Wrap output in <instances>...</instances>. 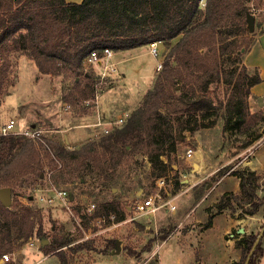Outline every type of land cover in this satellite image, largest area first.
Segmentation results:
<instances>
[{"label":"rangeland","instance_id":"obj_1","mask_svg":"<svg viewBox=\"0 0 264 264\" xmlns=\"http://www.w3.org/2000/svg\"><path fill=\"white\" fill-rule=\"evenodd\" d=\"M257 2L251 0L247 4L253 7ZM258 3V9H252L255 17L253 32L250 33L246 26L247 32L237 36L240 46H245L248 39L252 40L250 49L247 52L241 50L239 52L243 54L241 61L237 65L234 64L240 76L245 73L252 76L258 72L256 65L248 61L251 48L264 34V0ZM235 23H237L236 19ZM232 28L238 31L236 24ZM176 41L177 39H174L169 44L160 46L163 64L158 71L155 70L157 58L147 53L148 46L113 52L115 55L110 61H120L117 63V69L125 71V78L117 79L114 81L116 83L110 85H102V92L107 93L103 94L100 105L109 101L112 102V106L116 103L117 107L111 113L125 111L127 120L128 116L141 106L144 96L152 89L156 78L162 73L167 55ZM168 65L170 69L177 65L174 57L168 61ZM97 73L95 66L81 67L78 73L64 70L59 75H43L24 53H12L7 61L0 58V129L9 120H13L16 129L36 127L51 131L45 135L53 153L61 163V167L57 168L50 155L34 143L30 167L26 170L16 169L14 172L11 188L12 203L9 208H4L0 204V239L4 240L3 245L10 244L9 250L3 254L8 256V261L0 260V263L59 264V258L65 257L70 264H86L93 253L99 254L107 249L115 252L116 248L112 246L113 240L105 239L106 234L110 232L107 228L113 225L107 221L104 227H93L89 230L94 217L114 214L116 218L123 217L121 221L115 220L114 224L120 223L123 226L121 231L120 229L111 231L114 240L119 239L123 243V251L118 258L123 261L125 259L123 257L131 256L140 260L136 264H145L143 262L149 252L167 237L183 219L185 212L193 207L197 199L222 176L225 174L232 176L230 173L234 169H254L249 159L252 158L257 142H264V103L251 101L250 93L246 101L247 114L242 123L235 122L234 119L227 122L226 109L234 108V102L229 104L232 98L231 88L223 83L212 84L208 89L207 96L215 108L209 112V117L201 120L205 127H195L197 124L191 121L193 127L190 129L194 130L182 131L183 127H180L176 121L173 122L172 138L164 144V148L169 149L174 143L175 150L166 151L164 156H161L168 160L169 167L161 177L164 185L160 190L156 186L159 179L158 170L153 168L141 149L137 148L132 153H125L121 148H112L109 151L99 148L96 154L86 149L71 156L60 152L55 144L68 151L78 150L88 142L98 141L116 129L112 120L111 127H75L69 132H60L65 126L82 122L79 119L91 115L94 107L86 105L85 101L94 93V85L98 81ZM165 85L168 91L172 92L173 97L180 95L178 90L182 86L181 83L175 86L168 80ZM239 90L242 94L244 87H240ZM172 103L171 101L169 105L162 106L164 112L171 109ZM61 112L70 113L67 115L69 119L63 121L62 116H59ZM174 117L175 115H172V118ZM105 129L109 130L108 134L104 132ZM76 133L85 134L83 137L85 141L73 148L66 143V136H73ZM15 139L18 141V146L28 142L19 137ZM189 149L197 153L199 169H194L195 158L184 157ZM263 152L264 146H261L254 157V162L264 175ZM258 171L256 170V173ZM40 173L43 178L38 179L37 175ZM263 175L258 173L256 190L258 197L264 193ZM234 184L233 178L227 177L213 193L198 203L189 219L204 218V211L213 215L236 216L242 224L249 223L254 233L258 232L264 223V206L259 208L258 213L251 215L254 219L248 222L246 216L250 215L245 214L244 211L249 206L241 205L243 198L236 200L227 196L238 195L240 190L238 193L229 191L221 195L226 190L234 189ZM52 190H62L73 197L70 202L71 212L58 199L47 203L46 199L53 194ZM156 192L160 194V203L173 202L177 209L174 212H166L163 206L154 215H139L134 212L132 207L135 202ZM91 203L95 205L94 213L88 216L84 209ZM221 207H225L222 213L219 211ZM204 219L208 224V217ZM227 219L225 216L218 217L213 229L203 235L204 240L201 236L200 243H197L196 235L188 238V246L195 248V252L192 255H183L184 264L230 263L232 247L225 243L226 236L222 234ZM156 223L157 233L153 230ZM148 226L149 230L145 232L144 229ZM31 233L32 237L26 239V235ZM180 233L181 230L174 232L164 240L161 247L157 248L162 257V264H172L167 252L171 251L174 242H179ZM231 233L234 237L237 236L235 229H232ZM227 238L230 239V236L228 235ZM42 240L47 241V244L60 240L68 243L61 249L48 252L41 245ZM30 241L35 243L31 245ZM198 245L200 249L197 251ZM235 245L239 247L237 242ZM241 252L240 247V257ZM146 264H154V262L149 260Z\"/></svg>","mask_w":264,"mask_h":264},{"label":"trees","instance_id":"obj_2","mask_svg":"<svg viewBox=\"0 0 264 264\" xmlns=\"http://www.w3.org/2000/svg\"><path fill=\"white\" fill-rule=\"evenodd\" d=\"M250 1L0 0V58L7 61L12 53L21 52L35 63L38 72L43 75H59L64 70L78 73L83 67V60L92 51L100 52L108 48L117 53L156 42L169 44L177 39L167 55L162 73L144 96L141 106L128 116L122 127H116L108 135L88 142L78 150L68 151L58 144L54 145L70 156L86 149L96 154L99 148L108 151L121 148L125 153H132L138 148L144 151L150 164L158 170L157 177L161 178L169 162L167 160L164 164L160 157L166 151L175 150L174 143L169 149L164 148V144L172 138L173 122L183 127L182 131L194 130L190 129L193 127L191 121L197 124L195 127H205L201 120L209 117V112L215 108L207 96L210 85L223 83L231 88L230 96L235 101L232 98L229 100V104L234 102V108L226 109L227 122L234 119L242 123L245 118L251 88L261 82L258 72L252 76L247 73L240 76L234 67L241 61L243 54L239 52H247L252 45V40L248 39L245 46H240L237 37L247 32L246 16L252 14V9H258V2L262 0H257L253 7L247 4ZM235 24L238 31L232 28ZM173 57L177 65L170 69L168 61ZM168 80L175 86L182 84L177 97L168 91L165 85ZM240 87H244L242 94ZM171 101V109L164 112L162 106L169 105ZM172 115L175 117L172 118ZM15 138L18 137L7 135L0 139V188H12V176L16 169L30 167L34 143L26 142L18 146ZM230 174L238 178L240 193L227 196L236 200L243 198L241 205L249 206L244 213L255 215L264 206V195L259 198L256 194L258 174L248 168L234 169ZM37 176L38 179L43 178L41 173ZM122 218L120 216L116 220L121 221ZM208 219L210 222L212 216ZM263 224L258 232L237 242V246L242 248L237 264L244 263ZM30 237L32 233L26 235V239ZM263 238L264 234L249 264L258 263ZM67 243L52 241L43 248L53 252ZM3 244L4 240L0 239V259L10 246L9 243ZM112 246L115 248L114 240ZM59 264L70 262L61 257Z\"/></svg>","mask_w":264,"mask_h":264},{"label":"crops","instance_id":"obj_3","mask_svg":"<svg viewBox=\"0 0 264 264\" xmlns=\"http://www.w3.org/2000/svg\"><path fill=\"white\" fill-rule=\"evenodd\" d=\"M115 55V54H114ZM248 61L250 64L252 65H256V68L258 70L259 76L261 78V82L255 86H253L251 88V95H250V99L253 102H258L261 101L264 103V34H262L258 40L255 42L254 46L251 48L250 52H249V57H248ZM120 61L116 62L119 63ZM119 74H120V78L119 79H123L125 78V71L122 70H118ZM116 83V82H115ZM107 93V92H103L99 102H98V108L92 111L91 115H89L86 118H81L79 120H81L82 122L76 123V124H71L68 126H65L62 130H60V132H69L72 129H74L75 127H95L93 126L97 121H101L103 124H107L110 121L117 119L118 117H123L126 115V112L123 111L122 113H117V114H112V110H114L117 107V104L115 103L114 106H112V102L109 101L108 103L105 104V102L100 105V101L101 98L103 97V94ZM250 101V106L252 105ZM111 104V106H110ZM132 106V104L130 105ZM70 113L68 112H61L59 113V116H62L61 118H63V121H66V119H69V117H67V115H69ZM104 127V126H102ZM51 132V131H50ZM85 136V134L83 133H76L73 136H66L67 140L66 143L68 145H71L73 148H76V146L81 145L84 141H83V137ZM87 136H89L87 134ZM264 146V142H257V144L255 145V149L252 152V158L249 159V162L253 164L254 169H251L252 171L259 170L257 172L260 173L261 175H263L261 173V169L257 168L254 162V157L257 154V152L260 150V147ZM264 154V152H263ZM197 153L195 154L194 158L196 161V165L194 164V169H199L200 165L197 164L198 160L196 158ZM264 176V175H263ZM227 177H232L235 184L233 186L234 189L232 190H226L224 192L221 193V195H223L226 192H233V193H238L239 192V180L238 178H236L235 176H229V174H225L224 176H222L205 194H203L202 196H200L197 201L195 202L194 206L191 207L187 212H185V215L183 217V219L185 221L182 222V220H180L176 226L174 227V229L167 235L165 239H167L171 234H173L174 232H177L179 230L182 231V233H180V235H178V240L179 242H174V245L172 246V248L170 249L171 251L169 252L168 250V255L171 258L172 264H184L183 262V255L187 254V255H192L195 251V248L193 249V247L188 246V238L194 237L196 235L198 241L197 243H200L199 239L201 238V236L205 235L207 233L208 230H212L213 227L216 224L217 218L218 217H223L225 216V218H228L226 220V227L225 229H223L222 234L224 236H226L225 239V243L228 244L229 246L232 247V252H231V256H229V264H236L238 263L239 259H240V247H236L235 242H238L242 237L247 236L251 233H254L253 230H251L249 227V223L248 225H246L245 223H241V220H239V218H237L236 216H229L228 215H224V214H217V215H213V214H209L207 211L203 212V217L207 218L209 216H212L211 221L207 224L206 220L204 218H196L193 220H190L189 218L192 216V212L195 209V207L198 205V203H200L204 197H207L209 194L213 193L215 188L222 182L225 181V179ZM263 194H261V196H263ZM259 196V197H261ZM172 204H174L173 202H171ZM177 209V208H176ZM175 209V210H176ZM166 212H169L165 209ZM220 213L223 212V210H219ZM174 212V211H173ZM234 215V214H232ZM248 218V222H250V220L254 219V216H246ZM243 220V219H242ZM123 228V226L118 223L117 225H113V226H109V228H107V231H110L109 233L106 234L105 239L107 240H114V237H112V232L114 230H118ZM232 229L236 230L237 236L234 237L232 232ZM149 230V226L147 228L144 229L145 232H148ZM153 230L155 233H157L158 231V226L157 223L154 224L153 226ZM230 236V239L227 238V236ZM181 236V237H180ZM164 240L162 242H160L155 249H152L151 252H149V255L146 257V260L143 263H147L149 260H153L154 264H162L160 254H159V250H157L158 247H161L162 244L164 243ZM203 240H204V236H203ZM203 240L201 241V243L203 242ZM115 244L116 241H119L120 243V249L118 252H112V250H107V252H102V253H93L90 255V260L88 263L86 264H136L138 263L140 260L138 258L135 257H123L125 258L123 261H121V258H118V256L121 254V252L123 251V243L121 240L117 239L114 240ZM190 244V243H189ZM200 245V244H199ZM198 245L197 251L200 249ZM116 247V246H115ZM261 248H262V252L261 255L259 257L258 263L257 264H264V243L261 244ZM157 250V252H156ZM184 253V254H183ZM154 254V255H153ZM182 254V255H181ZM153 255V256H152ZM165 257V256H164ZM85 264V263H84Z\"/></svg>","mask_w":264,"mask_h":264},{"label":"built area","instance_id":"obj_4","mask_svg":"<svg viewBox=\"0 0 264 264\" xmlns=\"http://www.w3.org/2000/svg\"><path fill=\"white\" fill-rule=\"evenodd\" d=\"M160 46H162L161 42L152 43L148 46L147 53L150 55H153L157 58V64L155 67V70H160L162 68V58L163 55L160 50ZM114 53L108 48L103 49L102 51H92L90 52L85 59L83 60V68L84 67H95L98 70L97 78L98 81H96L94 85V93L92 97L85 101V104L90 106L93 105L95 109L98 108V102L102 95V85H110L112 83H115L117 79L120 78L119 71L117 69V63L111 62V58L113 57ZM162 55V56H161ZM126 120L125 117H118L117 119H114V125L122 126ZM93 126L95 127H111L112 125L107 123L106 125L103 124L101 121H97ZM50 131L36 128V127H28V128H21L16 129L15 128V121L9 120L6 124H4L0 129V136H7L12 135L16 136L22 139L27 140L28 142L36 143L38 146L42 147L51 157V159L57 164V168L61 167L60 161L57 159L55 154L53 153L49 143L48 138L45 134L49 133ZM104 132L106 134L109 133L108 129H105ZM195 152H193L191 149L187 150L184 154V157L186 159L194 158ZM161 161L164 164H167V159L165 157H160ZM164 185L163 178H159L158 182L156 183L157 188L160 190ZM53 194L50 195L46 199L47 203H52L55 199H58L62 205L69 211L70 210V196L67 192L59 190H52ZM160 194L156 192L153 195H148L144 197L143 199L138 200L133 205L132 209L134 212H136L139 215H146L151 214L154 215L155 212L160 208L163 207L170 212L175 211L176 205L172 204L170 201L168 202H161L160 203ZM95 205L93 203L88 204L85 207V213L88 216H91L94 213ZM116 218L114 214H108V215H98L94 217L92 220V223L89 225V230H92L93 227H104L106 222L108 221L110 225H114L116 223ZM107 223V224H109ZM105 224V225H104ZM31 245H33L35 242L30 241ZM154 255V254H153ZM152 255V256H153ZM1 262L8 261L7 255H2Z\"/></svg>","mask_w":264,"mask_h":264},{"label":"water","instance_id":"obj_5","mask_svg":"<svg viewBox=\"0 0 264 264\" xmlns=\"http://www.w3.org/2000/svg\"><path fill=\"white\" fill-rule=\"evenodd\" d=\"M246 24H247V29L250 33L253 32L254 30V24H255V17L253 14H247L246 16ZM11 188L10 187H1L0 188V204L4 207V208H9V206L11 205L12 203V193H11ZM70 200L72 201L73 200V197L70 196ZM263 234H264V224L262 226V228L260 229L249 253L247 254L246 256V259L244 261L243 264H249V261L251 259V257L253 256L258 244L260 243L262 237H263ZM47 243V241H42L41 242V245L44 246L45 244ZM115 248H116V252L119 251L120 249V243L119 241H116V244H115Z\"/></svg>","mask_w":264,"mask_h":264},{"label":"bare ground","instance_id":"obj_6","mask_svg":"<svg viewBox=\"0 0 264 264\" xmlns=\"http://www.w3.org/2000/svg\"><path fill=\"white\" fill-rule=\"evenodd\" d=\"M196 158H197V156H196Z\"/></svg>","mask_w":264,"mask_h":264}]
</instances>
